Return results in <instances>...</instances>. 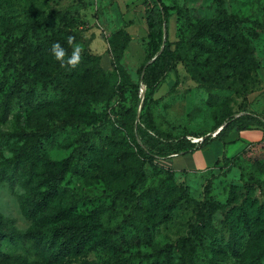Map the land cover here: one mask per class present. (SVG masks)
<instances>
[{
    "label": "rangeland",
    "instance_id": "1",
    "mask_svg": "<svg viewBox=\"0 0 264 264\" xmlns=\"http://www.w3.org/2000/svg\"><path fill=\"white\" fill-rule=\"evenodd\" d=\"M126 1L0 0V169L24 174L41 199L43 171L69 162L44 213L91 219L102 242L58 258L51 225L25 213L26 189L0 181V264H264V138L224 167L176 171L144 156L134 132L142 117L164 139L264 118V32L253 24H264V0H161L172 55L146 104L145 11ZM70 35L83 49L74 69L51 53L59 42L70 56Z\"/></svg>",
    "mask_w": 264,
    "mask_h": 264
},
{
    "label": "trees",
    "instance_id": "2",
    "mask_svg": "<svg viewBox=\"0 0 264 264\" xmlns=\"http://www.w3.org/2000/svg\"><path fill=\"white\" fill-rule=\"evenodd\" d=\"M141 4L145 11L147 34L151 48L148 62L142 67L143 80L150 90L144 101V104H146L165 74L166 65L169 63L168 61L171 58L172 51L169 47L171 42L169 40H163V28H168L169 26L167 5L161 0H141ZM233 20L236 24L242 23L240 20ZM253 24L257 30L264 32V24L256 21ZM50 41L53 42V38ZM156 55L157 57L152 60ZM82 70L85 71V74L82 76L83 79L87 77L94 78L97 75V72L92 67ZM19 86H22V83H15L12 86V91L19 90ZM255 127L264 130V118L262 119L253 113L240 114L236 117L231 116L227 122L221 123L216 130L218 132L215 136L212 135L214 132L208 135H201L198 137H204L203 140L194 143L186 137L181 139H164L155 129L152 128L151 131L147 130L145 127V118L142 117L141 123L134 128V132L138 135L140 141L137 143L140 152L144 156L156 160L166 159L173 155L187 154L195 149L207 146L213 139L224 141L234 130L240 131ZM234 159L235 157L225 158L221 167L226 166V163L230 164ZM160 165L162 168L175 170L165 164ZM69 171V162L59 167L51 166L45 169L42 174V187L45 188V192L41 199H37L24 174H19L13 170L0 169V181H8L13 186L20 184L26 189V193L19 195V197L23 202L27 217L33 222L51 225L52 229L50 231L49 242L53 249H55L57 257L60 259L80 256L102 245L99 239L97 224L93 220L84 219L79 215L66 217L57 215L56 217H50L44 213L47 206L58 198L61 184ZM243 223L248 224L249 219H244ZM231 237L234 241L238 240V234L235 229H233Z\"/></svg>",
    "mask_w": 264,
    "mask_h": 264
},
{
    "label": "crops",
    "instance_id": "3",
    "mask_svg": "<svg viewBox=\"0 0 264 264\" xmlns=\"http://www.w3.org/2000/svg\"><path fill=\"white\" fill-rule=\"evenodd\" d=\"M141 0H127L126 5L137 4ZM264 138L262 128L232 131L224 141L213 139L205 147L187 154H179L163 160L166 166L177 171H208L218 169L225 158H231L244 151L252 142Z\"/></svg>",
    "mask_w": 264,
    "mask_h": 264
},
{
    "label": "clouds",
    "instance_id": "4",
    "mask_svg": "<svg viewBox=\"0 0 264 264\" xmlns=\"http://www.w3.org/2000/svg\"><path fill=\"white\" fill-rule=\"evenodd\" d=\"M75 37L68 36L67 44L72 46V52L69 56L66 49L59 43L56 42L51 47V53L54 56L55 60L59 62L62 68H76L82 61V52L83 49L78 45L74 44Z\"/></svg>",
    "mask_w": 264,
    "mask_h": 264
},
{
    "label": "built area",
    "instance_id": "5",
    "mask_svg": "<svg viewBox=\"0 0 264 264\" xmlns=\"http://www.w3.org/2000/svg\"><path fill=\"white\" fill-rule=\"evenodd\" d=\"M218 131H215L212 135L215 136L217 134ZM204 137H192L191 141L194 143H198L201 142L203 140Z\"/></svg>",
    "mask_w": 264,
    "mask_h": 264
},
{
    "label": "water",
    "instance_id": "6",
    "mask_svg": "<svg viewBox=\"0 0 264 264\" xmlns=\"http://www.w3.org/2000/svg\"><path fill=\"white\" fill-rule=\"evenodd\" d=\"M156 57H157V55H156L155 57H153L152 60L155 59ZM223 126H224V125H223ZM223 126H222V127H223ZM222 127H221V128H222ZM221 128H220V129H221Z\"/></svg>",
    "mask_w": 264,
    "mask_h": 264
},
{
    "label": "bare ground",
    "instance_id": "7",
    "mask_svg": "<svg viewBox=\"0 0 264 264\" xmlns=\"http://www.w3.org/2000/svg\"><path fill=\"white\" fill-rule=\"evenodd\" d=\"M144 93V92H143Z\"/></svg>",
    "mask_w": 264,
    "mask_h": 264
}]
</instances>
